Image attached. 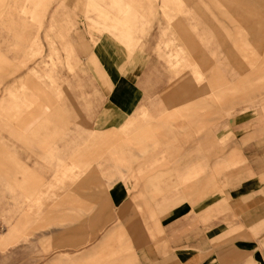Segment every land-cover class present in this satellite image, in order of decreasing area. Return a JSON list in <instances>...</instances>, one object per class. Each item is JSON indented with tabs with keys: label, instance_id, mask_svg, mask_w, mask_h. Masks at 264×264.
<instances>
[{
	"label": "crops",
	"instance_id": "crops-1",
	"mask_svg": "<svg viewBox=\"0 0 264 264\" xmlns=\"http://www.w3.org/2000/svg\"><path fill=\"white\" fill-rule=\"evenodd\" d=\"M44 2L0 0V5L5 3L7 15L0 21L3 25L0 34H5L0 39L2 142L3 131L16 138L39 141L40 136L48 139L49 135L57 134L64 124L61 111L49 110L51 101L46 85L30 81L27 85L28 74L17 77V68L10 62L18 53L7 49L22 46L26 47L24 56L28 54L31 36L28 17L42 18L43 11H36L33 6L38 3L42 6ZM185 3L191 9L192 19L199 16L208 22L211 6L220 19L232 21V28L225 21L222 28L236 44L259 45L264 40V17L254 0H185ZM120 30L127 35L131 33L127 25ZM183 39L193 57L200 55V41L185 34ZM80 58L91 70V79L88 73L84 77V97L67 103L64 100L61 106L70 108V122L84 127L80 136L90 140L74 152L72 160L80 169H90V163L100 157L97 153L106 152L131 176L128 183L113 184L108 197L115 205L113 208L93 209L92 203H83L74 212L59 217L84 219L75 228L78 236L92 237L85 248L106 252V259L96 264H264V119L235 120L230 125L235 138L225 145L221 158H217L211 144L208 155H202L199 108H207L210 103L197 98L207 94V87L180 78L168 93L146 94L131 71L129 55L112 42L92 47ZM197 73L201 76L202 71ZM223 90L215 91L214 95L221 99ZM19 107L31 110L22 114L16 111ZM142 108L148 110L151 123L137 121L135 115ZM9 110H13L12 122L5 118ZM30 124L29 132L19 128ZM127 135L131 137L125 140L123 137ZM135 146L139 150L137 156L133 152ZM67 149L59 147L58 154ZM8 158L9 150L0 143V168L7 171L12 169ZM139 159L143 162L137 163ZM218 160L225 164L223 168L218 169ZM206 162L209 168L203 170L202 163ZM144 165L163 167L147 174L144 180L134 181L133 168ZM48 171L62 169L54 167ZM27 174L24 182L18 177L9 178L8 190L35 188L27 183L34 176L28 171ZM95 179L94 175L84 177L76 184L77 189L66 195L73 197L72 202H79L81 199L75 197L80 196L85 201L102 200L94 196L93 191L98 188Z\"/></svg>",
	"mask_w": 264,
	"mask_h": 264
},
{
	"label": "rangeland",
	"instance_id": "rangeland-1",
	"mask_svg": "<svg viewBox=\"0 0 264 264\" xmlns=\"http://www.w3.org/2000/svg\"><path fill=\"white\" fill-rule=\"evenodd\" d=\"M254 1L264 17V0ZM4 5H0V21L7 18ZM209 8L208 23L199 16L192 19L185 0H45L42 6L39 3L33 6L36 11H43V16L28 17L31 32L28 54L24 56L26 47L7 48L18 53L10 64L17 68V77L28 74L27 85L29 81L46 85L51 101L49 110L61 111L64 124L57 134L49 135L48 139L40 136L39 141H27L2 132L4 142L0 143L10 152L7 161L12 169L0 168V237L6 238L0 240V264H94V261L96 264L106 259L105 250L85 248L92 240L90 235V239H85L76 234V223L84 219L59 218L74 212L83 203H92L93 209L113 208L114 203L108 200L113 184L128 183L131 179L130 173H124L118 166V160L114 161L106 152L97 153L100 157L90 163V169H80L72 160L74 152L90 138L80 136L85 128L70 122V108L61 105L64 100L67 103L84 97V77L91 73L80 58L84 51L112 42L115 48L129 55L131 71L146 94L168 93L180 78L191 80L192 85L207 87V94L197 98L210 103L207 108H199L202 155H208L211 144L215 146L217 158H221L225 145L235 138L230 128L235 120L264 119V40L259 45L234 43L222 28L224 21L232 28V21L220 19ZM126 25L131 29L130 35L120 30ZM184 34L200 41V55H191ZM4 35L0 34V39ZM198 71H202L201 76ZM219 89H224L221 99L214 95ZM144 109L135 115L136 119L140 124L151 123L152 118ZM29 110L16 108L22 114ZM5 113V118L10 119L7 122H12L13 110ZM31 126L19 128L29 132ZM127 137L131 135L123 138L127 140ZM64 146L67 151L58 154L59 147ZM135 147L133 152L137 156L139 150ZM216 165L220 169L225 164L218 160ZM54 167L62 171H48ZM162 167L137 166L133 168L132 179L144 180L147 174ZM202 168L208 169V163H202ZM27 171L35 180L27 183L35 188L8 190V179L18 177L24 182ZM91 175L98 182L94 196L102 200L85 201L80 196L75 197L81 199L79 202H72L73 197L66 194L76 190V184Z\"/></svg>",
	"mask_w": 264,
	"mask_h": 264
},
{
	"label": "bare ground",
	"instance_id": "bare-ground-1",
	"mask_svg": "<svg viewBox=\"0 0 264 264\" xmlns=\"http://www.w3.org/2000/svg\"><path fill=\"white\" fill-rule=\"evenodd\" d=\"M24 38V37H23Z\"/></svg>",
	"mask_w": 264,
	"mask_h": 264
}]
</instances>
